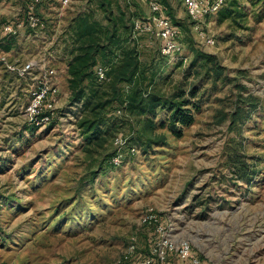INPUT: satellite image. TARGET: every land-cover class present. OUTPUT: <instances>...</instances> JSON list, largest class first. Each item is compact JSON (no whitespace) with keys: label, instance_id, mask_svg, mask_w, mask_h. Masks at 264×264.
Masks as SVG:
<instances>
[{"label":"rangeland","instance_id":"rangeland-1","mask_svg":"<svg viewBox=\"0 0 264 264\" xmlns=\"http://www.w3.org/2000/svg\"><path fill=\"white\" fill-rule=\"evenodd\" d=\"M107 1L131 26L147 79L154 73L162 94L193 89L199 109L176 137L168 112L157 111L149 128L117 113L119 97L107 109L112 129L87 143L62 56L79 12L103 19L97 0H0V42H13L0 50V264H111L130 241L133 262L155 239L141 223L147 209L191 243L200 264H264V0H228L207 15L200 28L212 45L182 0H156L179 32L180 50L170 56L153 34L134 30L150 17L146 2ZM29 14L42 26L31 28ZM17 23V35L5 33ZM28 61L37 67L19 76L16 67ZM43 63L55 70L58 99L52 123L35 126L24 110Z\"/></svg>","mask_w":264,"mask_h":264},{"label":"trees","instance_id":"trees-1","mask_svg":"<svg viewBox=\"0 0 264 264\" xmlns=\"http://www.w3.org/2000/svg\"><path fill=\"white\" fill-rule=\"evenodd\" d=\"M109 5L107 0H97L98 9L104 14L101 21L88 9L79 12L69 26L72 47L66 62V84L69 103L81 104L78 126L86 135V142L96 141L101 127H107L104 130L107 133L112 129L110 118H106L107 109L119 97L118 114L144 118L146 127L153 128L157 111H166L168 131L180 137L199 109L191 101L195 97L194 90L187 95L183 90L162 94L157 88L155 74L147 79L146 70L140 66L137 46L131 40V26L126 23L123 12L114 14ZM9 38L0 42L1 51L12 49L13 42ZM203 58L210 61L206 56ZM99 67L104 71L103 79L96 75ZM129 141L125 140L127 148L136 150ZM116 155L113 151L109 156L111 166ZM121 264H131V261Z\"/></svg>","mask_w":264,"mask_h":264},{"label":"built area","instance_id":"built-area-1","mask_svg":"<svg viewBox=\"0 0 264 264\" xmlns=\"http://www.w3.org/2000/svg\"><path fill=\"white\" fill-rule=\"evenodd\" d=\"M69 1L70 0H61V4L65 6ZM137 1L147 3L150 17H148V21L144 23L138 20L134 21V30L149 32L159 39L160 53L162 55L170 56L177 53L180 50L177 39L179 32L165 15L160 4L156 0ZM227 1L228 0H182L183 8L187 16L192 20L194 29L208 45H212L214 40L212 36H208L203 32L200 28L201 23L207 15L218 12ZM27 19L28 25L31 28H36L41 25L38 17L34 14H29ZM20 27L21 23H17L15 26L10 24L4 27V31L8 35L15 36L18 34ZM4 55L0 56V61L5 59L4 57L6 56ZM35 67H37L36 62L28 61L20 67H16V72L19 76H24L29 74ZM8 68L14 69L12 66H8ZM40 75L41 79L38 82L39 85L32 94L24 110L35 126L47 125L52 122L58 99V88L52 81L55 70L43 63ZM96 75L98 79H103V69L100 67L97 68ZM112 162L117 163V156ZM141 223L143 226H148L153 229L155 239L149 246L148 253L136 257L131 264H175L172 259L182 264H200V259L193 253L191 243L187 239L176 237L172 233L170 224H163L154 210L147 209L141 215ZM134 253L135 244L133 241H130L125 253L120 258L113 260L111 264H121L122 261L131 260L130 258Z\"/></svg>","mask_w":264,"mask_h":264},{"label":"crops","instance_id":"crops-1","mask_svg":"<svg viewBox=\"0 0 264 264\" xmlns=\"http://www.w3.org/2000/svg\"><path fill=\"white\" fill-rule=\"evenodd\" d=\"M68 57L69 56L66 53L62 56V58H64L66 60V61L64 60L65 61V65H64L65 69H66V62H67ZM65 69H64V71H65ZM65 77H66V75H65Z\"/></svg>","mask_w":264,"mask_h":264}]
</instances>
